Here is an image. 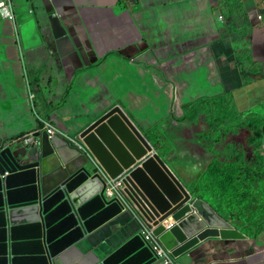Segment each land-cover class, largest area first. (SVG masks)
<instances>
[{
	"label": "crops",
	"instance_id": "obj_1",
	"mask_svg": "<svg viewBox=\"0 0 264 264\" xmlns=\"http://www.w3.org/2000/svg\"><path fill=\"white\" fill-rule=\"evenodd\" d=\"M22 1L27 13L39 12L40 20L22 25L15 11V26L0 16V144L24 146L22 139L41 130L43 120L64 133L59 135L76 138L91 120L121 106L142 131L172 151L190 187L216 150L215 145L202 147L204 135L221 129L230 130V137L248 132L244 124L233 123L241 116L255 120V129L264 133V19L258 21L264 1ZM253 3L256 7L248 9ZM45 7L57 12L67 30L60 43ZM205 23L211 29L201 30ZM177 40L187 44L185 53ZM225 105L236 108L238 117L228 119ZM171 126L182 129L198 150L178 153L166 137ZM179 158L188 163L179 164ZM208 204L247 239L207 241L178 261L264 264V232L256 238L258 229L250 223L228 220L214 202ZM126 224L78 244L69 259L78 262L94 251L111 250ZM132 229L135 235L139 226Z\"/></svg>",
	"mask_w": 264,
	"mask_h": 264
},
{
	"label": "water",
	"instance_id": "obj_2",
	"mask_svg": "<svg viewBox=\"0 0 264 264\" xmlns=\"http://www.w3.org/2000/svg\"><path fill=\"white\" fill-rule=\"evenodd\" d=\"M45 9L60 43L67 30L53 8ZM34 136L30 145L24 138V146L0 144V264H161L141 226L177 261L207 241L247 239L185 186L172 151L124 107L97 116L77 137L94 158L59 134ZM115 179L122 186L111 198ZM120 222L128 229L111 250L69 259L78 244Z\"/></svg>",
	"mask_w": 264,
	"mask_h": 264
},
{
	"label": "trees",
	"instance_id": "obj_3",
	"mask_svg": "<svg viewBox=\"0 0 264 264\" xmlns=\"http://www.w3.org/2000/svg\"><path fill=\"white\" fill-rule=\"evenodd\" d=\"M217 121L221 122L219 117ZM260 128H263L262 124ZM251 130V133L255 132L252 128ZM229 131L221 129L210 133V136L204 135L199 142L202 147L215 145L216 150L213 159L190 185V189L200 198L207 195L217 205L220 213L226 212L237 220L245 217L244 222L249 223V215L254 221L258 210L264 212V145L262 148L257 144L260 137L264 142V133L259 129L260 137H248L243 147L237 144L236 137H230ZM249 149L254 158H246ZM253 227L252 230L258 229V234L254 236L257 238L264 232V220L262 219V225L258 226L256 223Z\"/></svg>",
	"mask_w": 264,
	"mask_h": 264
},
{
	"label": "rangeland",
	"instance_id": "obj_4",
	"mask_svg": "<svg viewBox=\"0 0 264 264\" xmlns=\"http://www.w3.org/2000/svg\"><path fill=\"white\" fill-rule=\"evenodd\" d=\"M31 2V0H30ZM32 3V2H31ZM14 5H15V11L17 12V15L19 17V22L22 23V25H24V21H25V25H36V21L40 20L39 18V12L36 10L34 14L32 13H27L29 12V9H28V4L22 0H15L14 2ZM256 7V3H253L251 4L248 9H252ZM16 15V13H15ZM17 19V17H16ZM211 29V27H209V23H205L204 26H202L201 30H209ZM177 42L179 43V49H180V52L181 53H185V47L187 46V44H185L184 46L183 45V42L177 40ZM240 52H242L240 50ZM248 62L249 64H252L251 60H250V57L248 55ZM25 76H26V73H25ZM3 84H8V83H3ZM32 86V85H31ZM33 88V86H32ZM31 96L30 94H28V97ZM32 101L34 100V97H31ZM216 102L218 104H220L222 102V100H216ZM32 104V102H31ZM220 106V105H218ZM226 108V113H227V117L228 119H232L233 118H237L238 117V113H237V109L234 108V107H231L229 105H225L224 106ZM35 109V108H34ZM218 115H220V111L218 110L217 111ZM241 116V115H240ZM245 118V116H244ZM243 116H241V119H240V122H237V121H233V123H242L244 124L249 130H247L248 132H245L241 135V133L239 132V134L234 137H236V141H237V144H241L243 145V147H245V143L247 141V136L248 137H256V135H258L260 137V132L259 130H255V128L257 127V123L255 120H244ZM172 122V119H169L168 123H171ZM243 126V125H242ZM251 128L255 131L254 133H251ZM247 135V136H246ZM166 137L168 138L170 144H173V146L175 147L176 151L178 153H182L183 151H188V152H191L193 153L194 151L198 150V144L197 143H191V144H188L187 141H186V137H185V134L183 132L182 129H179V130H175L172 126L171 128L166 132ZM252 137V138H253ZM179 139H181L180 142H177ZM258 146L262 147L263 148V145H264V142H263V139L260 137V140L257 142ZM246 158H254V155L252 153V150L249 149L248 153H247V157ZM187 160H184V159H180L179 158V164H187L188 162H185ZM197 172H192V176H195L197 175ZM204 194H202L203 196ZM204 200V202L206 203H213V201L207 196V195H204L202 197ZM217 206V205H216ZM222 216L226 219L229 220V218L231 217L228 213L226 212H221ZM248 220H249V225L251 227L255 226L256 223H258V226L262 225V219L264 220V212L263 211H257V215L253 221V217L251 218L250 215L248 216ZM245 217H241L242 221L244 220ZM247 218V217H246ZM234 221V224L237 223V220H233ZM242 228V230L246 231L247 233L250 232L249 228H244L243 229V226H240ZM253 228H256V227H253Z\"/></svg>",
	"mask_w": 264,
	"mask_h": 264
},
{
	"label": "built area",
	"instance_id": "obj_5",
	"mask_svg": "<svg viewBox=\"0 0 264 264\" xmlns=\"http://www.w3.org/2000/svg\"><path fill=\"white\" fill-rule=\"evenodd\" d=\"M255 2H261L264 0H253ZM0 16L12 23L13 25L17 26V20L15 15V9H14V0H0ZM263 16H258V21L263 23ZM48 131V133L51 136H55L57 134H64L62 131L58 129V127L49 120H43V126L41 131ZM35 133H31L28 135H25L24 142L26 145H30L34 143L35 140ZM67 136V135H66ZM75 146H77L80 150L83 152H87L92 158H94L93 154L89 150L88 146L82 142L79 141L78 138L69 137L68 138ZM111 185L108 187V194L111 198L116 197V191L122 186V179H115L111 180ZM139 235L144 240L146 244L150 246L153 253L155 254V257L158 258V261L161 264H181L179 261L175 260L169 251H167L162 244L158 241V239L153 235L152 231L149 230L145 226H141L139 230Z\"/></svg>",
	"mask_w": 264,
	"mask_h": 264
},
{
	"label": "clouds",
	"instance_id": "obj_6",
	"mask_svg": "<svg viewBox=\"0 0 264 264\" xmlns=\"http://www.w3.org/2000/svg\"><path fill=\"white\" fill-rule=\"evenodd\" d=\"M255 2V1H254ZM5 20V19H4ZM7 21V20H6ZM9 22V21H8ZM12 24V23H11ZM43 126V125H42ZM42 129V128H41ZM40 131V130H39ZM77 138V137H76Z\"/></svg>",
	"mask_w": 264,
	"mask_h": 264
}]
</instances>
